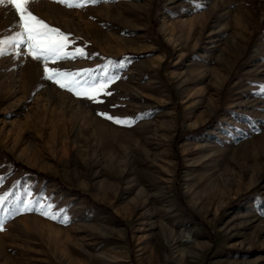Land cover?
<instances>
[{"label": "rangeland", "instance_id": "374dc122", "mask_svg": "<svg viewBox=\"0 0 264 264\" xmlns=\"http://www.w3.org/2000/svg\"><path fill=\"white\" fill-rule=\"evenodd\" d=\"M32 11L75 57L48 68L111 95L5 46L0 264H264V0ZM16 20L0 6V40Z\"/></svg>", "mask_w": 264, "mask_h": 264}, {"label": "snow or ice", "instance_id": "6c2138e0", "mask_svg": "<svg viewBox=\"0 0 264 264\" xmlns=\"http://www.w3.org/2000/svg\"><path fill=\"white\" fill-rule=\"evenodd\" d=\"M36 0H0V6H10L17 16L15 35L7 39L0 40V56H4L7 52V45H13L19 49L21 45L27 49L26 54L32 59L41 61L45 65V78L58 84L61 88H67L68 91L73 92L77 96L92 100L96 103H102L99 99L100 95H111L103 86L97 88L95 85H89L84 90H78L84 83L79 79H72L70 83L62 82L61 78L68 79L75 77L74 73H66L59 70L53 71L47 66L48 61L55 63L58 60L68 58H75L71 53L65 51L68 37L65 33L61 32L58 28L48 25L43 19L39 18L32 11V6ZM59 3L65 4L68 7H83L88 4H96L102 0H58ZM77 55L83 56V50L77 49ZM52 72L51 75L48 73ZM99 115L113 121L114 123H125L120 117L112 116L107 113H100ZM4 203L3 198H0V206ZM34 210L31 206H26L25 211ZM41 215H47L50 219H58L53 212L49 213L41 210ZM0 230H3L0 226Z\"/></svg>", "mask_w": 264, "mask_h": 264}]
</instances>
